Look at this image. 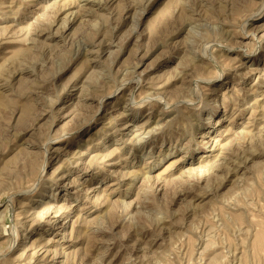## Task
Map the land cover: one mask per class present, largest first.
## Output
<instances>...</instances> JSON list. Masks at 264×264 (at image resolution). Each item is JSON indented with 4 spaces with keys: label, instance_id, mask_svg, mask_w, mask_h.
Returning <instances> with one entry per match:
<instances>
[{
    "label": "rangeland",
    "instance_id": "obj_1",
    "mask_svg": "<svg viewBox=\"0 0 264 264\" xmlns=\"http://www.w3.org/2000/svg\"><path fill=\"white\" fill-rule=\"evenodd\" d=\"M0 264H264V0H0Z\"/></svg>",
    "mask_w": 264,
    "mask_h": 264
}]
</instances>
